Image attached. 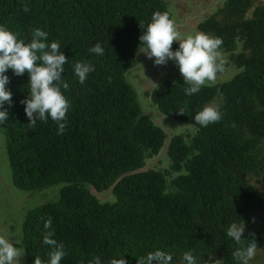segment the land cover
I'll return each instance as SVG.
<instances>
[{
    "label": "trees",
    "instance_id": "1",
    "mask_svg": "<svg viewBox=\"0 0 264 264\" xmlns=\"http://www.w3.org/2000/svg\"><path fill=\"white\" fill-rule=\"evenodd\" d=\"M26 2L27 13L22 0H0V24L26 41L41 28L49 42H60L69 59L63 78L71 104L63 134L51 119L29 129L20 103L28 95V74L7 73L13 106L2 125L13 183L23 192L59 193L25 218L27 264L37 255L46 259L42 233L49 217L68 253L62 264H87L95 256L108 264L119 254L137 264L155 248L173 252L174 264L188 249L198 264H235L238 246L225 233L239 220L247 225L245 239L254 238L264 250V195L254 184L264 183V0H218L222 6L199 24L197 32L223 39L227 56L212 83L186 96L190 84L168 75L144 94L151 109L190 127L171 140L169 168L149 171L148 162L169 138L144 110L129 76L142 60L140 24L156 11L174 19L166 0ZM97 42L103 56L89 54ZM77 61L95 67L84 84L72 70ZM217 103L222 119L200 127L194 116ZM258 251L252 264H258Z\"/></svg>",
    "mask_w": 264,
    "mask_h": 264
},
{
    "label": "clouds",
    "instance_id": "2",
    "mask_svg": "<svg viewBox=\"0 0 264 264\" xmlns=\"http://www.w3.org/2000/svg\"><path fill=\"white\" fill-rule=\"evenodd\" d=\"M22 3L23 11L29 12L26 0H22ZM140 26L143 31L139 36L138 53L148 59L154 58L156 66L166 65L168 61L174 62L185 83L190 84L185 88L186 96L197 94L206 82L214 81L217 74L224 71L221 37L203 32L185 35L178 30L168 12L156 11L146 26L143 23ZM174 42L178 43L176 50L172 48ZM60 49V42H49V33L41 28L33 29L30 40L26 41L7 25L0 24V124L9 120L8 109L13 106V94L8 88L10 77L7 73L11 71L17 77L27 73L28 95L20 102L29 121L26 126L34 129L38 121L48 123L51 119L58 126L57 133L63 134L71 104L64 95L69 89V83L63 78L64 65L69 59ZM88 51L96 56L105 54V49L99 42ZM72 70L78 82L84 84L95 67L88 61H77ZM222 115L219 106H205L197 112L194 120L200 127L206 128L219 122ZM43 228L42 242L49 250L46 259L37 255L33 264H62L68 253L65 244L55 238L56 230L51 217L44 221ZM246 229L247 225L242 220L232 222L226 229V237L238 246L233 253L235 264H252L258 251L254 238L245 239ZM14 245H17L16 241L0 235V264H21L25 249ZM174 256L171 251L155 248L141 256L137 264H174ZM124 257L125 255L119 254L111 258L108 264H128ZM179 260L180 264H198L194 249L184 250ZM87 264H102V261L99 256H95ZM214 264H221V261L216 260Z\"/></svg>",
    "mask_w": 264,
    "mask_h": 264
},
{
    "label": "rangeland",
    "instance_id": "3",
    "mask_svg": "<svg viewBox=\"0 0 264 264\" xmlns=\"http://www.w3.org/2000/svg\"><path fill=\"white\" fill-rule=\"evenodd\" d=\"M166 2L174 16L178 30L185 35L197 32L199 24L215 14L222 6L218 0H166ZM222 58H227V56L222 55ZM141 59L140 64H137L130 72L129 79L138 90L144 110L151 113L149 115L154 117L156 123L167 133L169 138L162 154L150 160L145 170H165L170 165L168 150L171 140L175 136L186 134L190 127L165 117L156 106H153L156 110L151 109L150 100L144 94L151 91L160 79H164V76L170 75L168 77L172 78L174 82L185 80L181 73L176 70L177 66L172 61H168L163 66H156L154 58L148 59L142 54ZM165 71L167 72L164 74ZM233 75L234 72L229 69L228 76L232 77ZM206 83H212V81ZM215 106H218V103ZM6 136V130L0 124V235L8 236L17 242V245L14 246L25 249L23 245V223L26 216L40 206L57 200L59 193L55 192L51 196L47 190L41 193H33L23 192L15 187L9 164ZM254 184L259 185L260 194L264 195V183L254 180ZM100 198L106 199L109 198V195H100ZM258 255L257 263L264 264V250L258 251ZM21 264H27L26 251L25 256L21 259Z\"/></svg>",
    "mask_w": 264,
    "mask_h": 264
}]
</instances>
